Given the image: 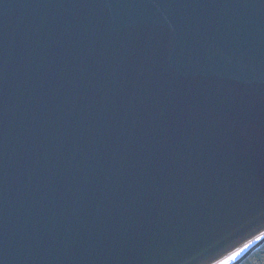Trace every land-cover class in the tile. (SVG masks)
<instances>
[{
  "label": "water",
  "instance_id": "obj_1",
  "mask_svg": "<svg viewBox=\"0 0 264 264\" xmlns=\"http://www.w3.org/2000/svg\"><path fill=\"white\" fill-rule=\"evenodd\" d=\"M263 231L264 0H0L2 264H212Z\"/></svg>",
  "mask_w": 264,
  "mask_h": 264
},
{
  "label": "snow or ice",
  "instance_id": "obj_2",
  "mask_svg": "<svg viewBox=\"0 0 264 264\" xmlns=\"http://www.w3.org/2000/svg\"><path fill=\"white\" fill-rule=\"evenodd\" d=\"M261 236H264V233H261ZM261 237H256V240H259ZM256 241H251L248 244H245L242 248H238L235 251L230 252V254L225 255L222 259H217L216 264H234L237 260L240 259V257L243 256V254L254 244ZM0 264H2V261H0Z\"/></svg>",
  "mask_w": 264,
  "mask_h": 264
},
{
  "label": "trees",
  "instance_id": "obj_3",
  "mask_svg": "<svg viewBox=\"0 0 264 264\" xmlns=\"http://www.w3.org/2000/svg\"><path fill=\"white\" fill-rule=\"evenodd\" d=\"M236 264H264V243Z\"/></svg>",
  "mask_w": 264,
  "mask_h": 264
},
{
  "label": "bare ground",
  "instance_id": "obj_4",
  "mask_svg": "<svg viewBox=\"0 0 264 264\" xmlns=\"http://www.w3.org/2000/svg\"><path fill=\"white\" fill-rule=\"evenodd\" d=\"M261 233H264V231L263 232H261ZM261 233L260 234H258V235H256V236H254V237H252V238H250L249 240H247V241H245L244 243H242L241 245H239L238 247H236L235 249H233L232 251H235V250H237L238 248H242L245 244H248V243H250L251 241H256L254 244H252V246L250 247V248H248V250H250L253 246H255L264 236H261ZM258 236H260L261 238L259 239V240H256V237H258ZM247 250V251H248ZM231 251V252H232ZM246 251V252H247ZM245 252V253H246ZM244 253V254H245ZM228 254H230V252L228 253ZM228 254H226V255H228ZM243 254V255H244ZM224 257V256H223ZM222 257V258H223ZM222 258H220V259H222ZM241 258V257H240ZM212 264H216V262H214V263H212Z\"/></svg>",
  "mask_w": 264,
  "mask_h": 264
}]
</instances>
